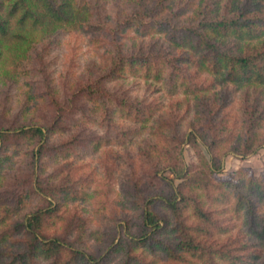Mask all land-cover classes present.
Returning <instances> with one entry per match:
<instances>
[{"label": "rangeland", "instance_id": "rangeland-1", "mask_svg": "<svg viewBox=\"0 0 264 264\" xmlns=\"http://www.w3.org/2000/svg\"><path fill=\"white\" fill-rule=\"evenodd\" d=\"M73 3L78 21L35 34L24 56L0 63V252L23 250L30 236L20 224L43 210L44 237L120 264L124 251L110 247L142 230L148 208L166 230L153 238L185 240L168 231L180 221L201 228L187 233L203 253L172 260L148 247L131 253L132 264H219L221 253L250 252L258 254L251 264H264V245L233 210L239 191L231 186L264 183V94L197 65L203 21L263 18L264 0ZM33 126L42 138L16 131ZM211 139L221 141L211 150L215 166L202 143ZM179 161L182 177L171 173ZM177 189L201 202L202 217L190 205L175 218L160 202Z\"/></svg>", "mask_w": 264, "mask_h": 264}, {"label": "trees", "instance_id": "trees-1", "mask_svg": "<svg viewBox=\"0 0 264 264\" xmlns=\"http://www.w3.org/2000/svg\"><path fill=\"white\" fill-rule=\"evenodd\" d=\"M256 3L257 0H253V6ZM80 13L73 0H0V63L6 64L12 59L24 56L34 41L35 34L40 35V39L47 32H53L61 25H70L73 20L78 21ZM256 18L252 16L240 19L237 14L235 17L203 21L201 29L207 38L200 44L204 52L197 60V65L208 67V71L219 75L222 82L243 87L258 86L261 88L260 92L264 94V17ZM231 51H235L233 52L235 54ZM16 131L31 138L40 139L44 136V131L38 126L20 128ZM0 136L5 138L7 133L1 132ZM189 137L194 140L192 133ZM202 143L207 148L212 165L215 166L211 150L215 146L219 147L221 141L211 139L208 143ZM179 163L181 167L177 166L171 171L176 177H182L181 175L186 173L184 165L182 167V163L180 161ZM207 166L210 171L211 167L208 164ZM188 181L191 182L188 183L189 186L193 184V180L188 179ZM222 183L227 185L226 182ZM168 185L172 188L171 183ZM231 186L233 191L234 189L239 191L236 192L234 212L242 214L247 233L259 244L264 245V210L260 212V206L264 205V183L249 180L246 188L242 190L238 188V183H233ZM171 192L170 196H161L159 200L170 212H173L175 218H178L181 211L190 205L199 218L204 215L201 210L202 204L196 197L183 194L179 189L177 192L173 190ZM47 213L51 211L47 210ZM44 214L46 213L43 210H36L25 217L24 222L20 224V230L30 236V242L20 251L0 252V264H40L35 262L37 257L49 264H104L101 259L87 255L59 238L44 237L41 232ZM141 226L142 230L137 235L129 234L110 247V254L124 251L125 260L120 264H132L134 255L131 253L148 247L149 251L165 254L172 260L180 259L182 254L199 258L201 257L199 254L203 253L193 236L187 233L189 229L201 231V228H190L177 221L174 228L168 231L181 233L186 237L185 240L177 238L172 245L165 244L153 238V234H162L166 230L148 208L142 211ZM20 230L17 228L15 231L19 233ZM221 230L223 228H220ZM6 234V231L0 234V244L7 240ZM65 251L71 252V258L62 262L61 255ZM219 258L222 261L219 264H251V260L258 259V254L221 253ZM210 264L217 263L212 261Z\"/></svg>", "mask_w": 264, "mask_h": 264}]
</instances>
